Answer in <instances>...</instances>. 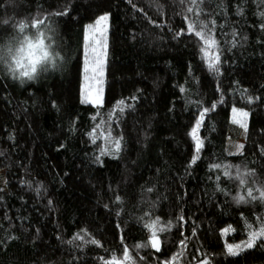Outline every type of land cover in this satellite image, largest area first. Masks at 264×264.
Here are the masks:
<instances>
[{"label": "trees", "instance_id": "obj_1", "mask_svg": "<svg viewBox=\"0 0 264 264\" xmlns=\"http://www.w3.org/2000/svg\"><path fill=\"white\" fill-rule=\"evenodd\" d=\"M6 12L57 25L68 63L25 87L0 75V264H264L260 242L227 249L264 228V200L233 199L264 183V0H0ZM105 13L103 102H82L86 29ZM235 108L249 113L241 154L227 149ZM157 218L172 222L158 249Z\"/></svg>", "mask_w": 264, "mask_h": 264}, {"label": "clouds", "instance_id": "obj_2", "mask_svg": "<svg viewBox=\"0 0 264 264\" xmlns=\"http://www.w3.org/2000/svg\"><path fill=\"white\" fill-rule=\"evenodd\" d=\"M22 2V0H21ZM7 6L18 8V0H7ZM40 17L16 15L15 12L0 16V75H5L20 87L38 84L42 79L65 71L68 63L66 54L61 50L57 39L59 27L48 23H34ZM43 41V43H41ZM252 177L254 172L249 171ZM248 183L245 178V184ZM258 195L264 192V183L253 181ZM239 194L234 202L239 204ZM250 198L245 193V201ZM171 221L161 226L165 230ZM159 226V225H158Z\"/></svg>", "mask_w": 264, "mask_h": 264}, {"label": "snow or ice", "instance_id": "obj_3", "mask_svg": "<svg viewBox=\"0 0 264 264\" xmlns=\"http://www.w3.org/2000/svg\"><path fill=\"white\" fill-rule=\"evenodd\" d=\"M202 2V0H201ZM191 3L193 5L197 4V0H191ZM189 12H193V8L190 7L188 8ZM262 15H264V13H262ZM108 20H109V15L105 14L102 15L100 17H98L95 21V24H89L87 26L89 33H90V39L92 41V44L89 45L90 47V54L92 55V60L90 62H88L86 60V64H85V94L83 95L82 98V102H89V97H88V82L89 80H96L97 83H102V80H97V77H103L104 76V70H103V66H104V59L103 57L106 56V51L103 53H98L97 47L92 46V45H103V48L106 49L107 48V43L104 40L101 39H96V34L99 33L101 37H104L105 33L107 32V28H108ZM40 23H43V21H40ZM207 28L206 25H201V31H196L195 35L197 37H200L202 40H204V43L206 45H215V40L213 39H204V29ZM188 30L191 32L194 30V25L193 24H189L188 25ZM41 43H43V41H41ZM218 64H219V56H215L214 58L210 59L209 61V68H211L212 70L218 72L219 68H218ZM251 99V98H249ZM95 103H100V97L97 96ZM124 102L121 101L120 104L122 105ZM215 107V105L213 106V108ZM238 110L233 109V112H237ZM209 112V109H204L203 112L200 114V118L197 121L196 127H194L192 129V136L196 141V153L198 154L201 150V148L203 147V142L200 140L199 136L197 135V130L199 129V127H201L203 119H204V115L206 113ZM240 117L242 118H247L249 113L247 112H243L240 111L239 112ZM234 122L239 123L241 125V127H243L245 129V131L247 130V123L244 122L243 119H238L235 120ZM114 147L116 149V151H118L120 149V142L119 140L115 141ZM239 148H243V145H239ZM102 154H106L104 152H102ZM107 154H112V153H107ZM197 157L194 156L192 163L196 162ZM215 167H219V165H216ZM225 175H228V173H225ZM250 175V173H240L239 171H237L236 173V179H238L239 183L241 185L245 184V177ZM259 191V190H257ZM246 195L248 198H250L251 200H255L257 197L253 195V191L251 188L247 189L246 191ZM259 195L261 197H264V192H260ZM239 200L240 201H245V195H240L239 196ZM143 219V218H141ZM182 219V217H181ZM160 224L159 219L157 218L156 220L151 221L150 223L146 224L145 227L150 231L151 233V246L154 248H159V238L157 235V232H163L165 231V229L163 227H159L158 225ZM172 225L171 223H169L168 228H171ZM225 232L228 231V229L224 230ZM77 238L79 239H83V236H78ZM92 243H96V241H91ZM260 242V246H264V228H260L259 230H253L250 231L249 233V238L248 240L242 242V244L240 245H232L229 244L228 247V252L235 256L238 255L240 252H242L244 249H251L253 247H255L257 245V243ZM71 243V242H70ZM125 257L127 258V251H125ZM106 264H117V262L113 261V262H106ZM203 264H209V261H203Z\"/></svg>", "mask_w": 264, "mask_h": 264}, {"label": "rangeland", "instance_id": "obj_4", "mask_svg": "<svg viewBox=\"0 0 264 264\" xmlns=\"http://www.w3.org/2000/svg\"><path fill=\"white\" fill-rule=\"evenodd\" d=\"M105 14H108V13H105ZM105 14H102V15H105ZM102 15H100V16H102ZM95 21H93L90 24L94 25ZM37 24H40V23H37ZM86 30H87L86 31L87 33H86L85 39H84V44H85V48H84V70H85L86 60L88 62H90L92 60V55L90 54V47H89V45L92 44V41L89 38L90 37V33H89L88 28ZM109 30H110V18L108 20L107 32L105 33L104 37H101L99 33H97L96 37H95L96 39L104 40L107 43V48L106 49L103 48L102 44H100V45H92V46L97 47L98 53H103V52L106 51V56L103 57L104 66H105V62H106V59H107V52H108ZM104 66H103V70L105 68ZM104 73H105V70H104ZM96 79L97 80H102V83H97L96 80H89V82H88V90H87L88 91V97H89V102L90 103L97 104V103H95V100H96V97L99 96L100 97V103H98V104H101L103 102V97H104L105 77L104 76L103 77H97ZM84 94H85V75H84V83H83V86H82V95H84ZM235 109H237V108H235ZM239 112H240V110L235 112L233 114V117H232L233 126H232V130H231L230 138L228 139V142H227V149H228V152L230 154H241L243 152V148H244L245 132L246 131H245V129L243 127H241V125L239 123H236L234 121L238 120V119H243L244 122L247 123V118L240 117ZM239 145H243V148L242 149L239 148L238 147ZM4 185H5V171L4 170H0V192L3 191V187L2 186H4ZM228 231H233V230L229 229ZM248 238H249V236H248ZM248 238L247 239H242V240H239V241H235V242H227V246L229 244L240 245V244H242V242L248 240ZM159 246H160V243H159ZM227 249H228V247H227Z\"/></svg>", "mask_w": 264, "mask_h": 264}]
</instances>
